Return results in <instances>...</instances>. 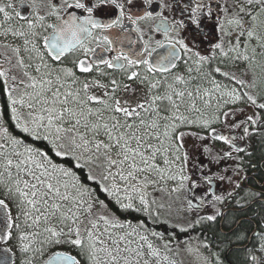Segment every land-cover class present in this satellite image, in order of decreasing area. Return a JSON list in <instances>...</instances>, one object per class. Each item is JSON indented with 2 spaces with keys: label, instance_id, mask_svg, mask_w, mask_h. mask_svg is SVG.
Masks as SVG:
<instances>
[{
  "label": "snow or ice",
  "instance_id": "6c2138e0",
  "mask_svg": "<svg viewBox=\"0 0 264 264\" xmlns=\"http://www.w3.org/2000/svg\"><path fill=\"white\" fill-rule=\"evenodd\" d=\"M254 140L264 0H0V264H264Z\"/></svg>",
  "mask_w": 264,
  "mask_h": 264
},
{
  "label": "flooded vegetation",
  "instance_id": "af4514ba",
  "mask_svg": "<svg viewBox=\"0 0 264 264\" xmlns=\"http://www.w3.org/2000/svg\"><path fill=\"white\" fill-rule=\"evenodd\" d=\"M229 2H231V0H229ZM21 11H23L24 14H29L28 11H26V10L21 9ZM166 14L167 15H176L177 17H179V15H180L179 12L175 11V9H173L172 13L166 12ZM163 39H164V37L161 33H155L154 34V40L152 41L153 46L155 45V40L163 41ZM139 46L140 45L138 44L137 47H139ZM157 52H158V54H164L166 52V49H158ZM258 143H259L258 140L253 141V147L251 149L252 153L256 149ZM247 159L250 161V163L247 166V172H246V174L249 177L248 184L258 191L264 189V157L262 159H260L258 162H256V159L252 158V156L248 157ZM197 165H198V163H197ZM252 165H255V167L253 168ZM258 207L261 208V206H259V205H258ZM249 214H251V210H250ZM253 226L254 225H252L251 227H253ZM228 259H229V254H228ZM227 261H230V260H227Z\"/></svg>",
  "mask_w": 264,
  "mask_h": 264
},
{
  "label": "trees",
  "instance_id": "16d2710c",
  "mask_svg": "<svg viewBox=\"0 0 264 264\" xmlns=\"http://www.w3.org/2000/svg\"><path fill=\"white\" fill-rule=\"evenodd\" d=\"M258 142L259 143L252 154V158L256 159V162H258L260 159L264 157V142H260V141ZM100 195H101V198H103V194L101 193ZM260 210L264 212V207H261ZM244 226L251 228L252 225L245 224ZM158 230L160 229L158 228ZM67 251H69L71 254H75L74 250H67ZM240 259H241V256L239 253H231L229 254V259H228L230 261H227L226 259V262H228V264H238Z\"/></svg>",
  "mask_w": 264,
  "mask_h": 264
},
{
  "label": "rangeland",
  "instance_id": "374dc122",
  "mask_svg": "<svg viewBox=\"0 0 264 264\" xmlns=\"http://www.w3.org/2000/svg\"><path fill=\"white\" fill-rule=\"evenodd\" d=\"M133 87H135V85H133ZM137 95H142V93H137ZM215 146L217 148H226V146H224L221 143H216ZM191 151H192V159L190 161V165L191 166H195V165H197V163L198 164L200 163V161L202 160L203 157L197 154V149H194L193 148V149H191ZM231 163H233V162H231V161H225V162H223L224 166H227V165H229ZM225 187H227V185H225Z\"/></svg>",
  "mask_w": 264,
  "mask_h": 264
},
{
  "label": "water",
  "instance_id": "95a60500",
  "mask_svg": "<svg viewBox=\"0 0 264 264\" xmlns=\"http://www.w3.org/2000/svg\"><path fill=\"white\" fill-rule=\"evenodd\" d=\"M226 259L228 260V255H226Z\"/></svg>",
  "mask_w": 264,
  "mask_h": 264
}]
</instances>
